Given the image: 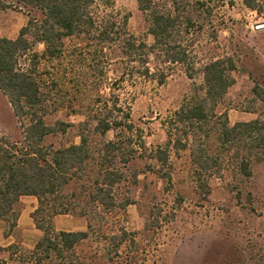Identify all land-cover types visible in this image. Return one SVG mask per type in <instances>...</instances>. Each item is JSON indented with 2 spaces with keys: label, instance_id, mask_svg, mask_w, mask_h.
<instances>
[{
  "label": "rangeland",
  "instance_id": "obj_1",
  "mask_svg": "<svg viewBox=\"0 0 264 264\" xmlns=\"http://www.w3.org/2000/svg\"><path fill=\"white\" fill-rule=\"evenodd\" d=\"M7 1L10 7L0 8V34L15 39L28 23L29 7ZM97 1L100 14L114 13L120 18L128 14L129 32L153 44L149 22L138 0H111V4ZM254 2L258 10L250 9L244 0H183V21L191 17L192 24L189 31L185 26L175 27L173 36L182 34L188 62L195 66L193 77L180 64L173 66L162 84L136 75L126 77L117 94L131 112L139 135L135 149L132 154H123L124 149L116 152L114 163L124 172V179L112 189L116 200L112 208L96 207L88 199L94 161L86 167L84 183L73 182L65 189L68 199L78 210L86 209L88 216L69 214L62 219L61 223H70L63 231L89 230L88 223L92 226L89 237L67 253L66 264H264V144L253 146L242 135L228 141L221 136L224 114L229 126L259 119L264 135V28H255L264 22V0ZM153 4L168 10L172 2L153 0ZM76 41L67 40L66 44L72 49ZM111 55L115 58L111 66L117 69L119 49L113 48ZM229 56L237 64L235 83L213 108L210 122L203 129L189 130L185 149L171 145L169 161L162 165L154 158V150L167 143L169 134L175 138L176 132L169 131L166 120L185 99L203 95L204 65ZM67 58L74 60L72 56L65 58L69 70L59 85L71 101L48 115L46 121L63 120L71 125L67 133L46 139V144L54 147L80 142L78 125L85 116L72 113L69 105L83 111L90 94L97 93V89L91 91L87 74ZM156 61L152 55L151 65ZM115 74L112 71L109 76L114 78ZM100 90L109 95L107 84ZM22 133L23 124L0 89V136L16 140ZM114 137L115 130L104 135L92 131L90 146L98 155L104 143ZM199 154L209 161L208 168L198 164ZM124 157H130L127 164ZM244 161L249 162V175L243 171ZM11 250V255L3 254L0 247V264H33V249L15 245ZM61 262L53 258L40 264Z\"/></svg>",
  "mask_w": 264,
  "mask_h": 264
},
{
  "label": "trees",
  "instance_id": "obj_2",
  "mask_svg": "<svg viewBox=\"0 0 264 264\" xmlns=\"http://www.w3.org/2000/svg\"><path fill=\"white\" fill-rule=\"evenodd\" d=\"M15 1L29 7V20L15 39L0 34V89L23 124V136L16 140L0 136V218L6 222L9 232L12 231L17 225V205L21 197L37 196L39 206L33 218L43 236L30 251L32 262L40 264L56 258L63 261L60 264H66L67 253L89 237L92 226L88 223L89 230L85 231L55 229L53 217L57 214L88 216L86 209L78 210L68 199L69 193H65V189L73 182L84 181L86 167L94 161L96 168L94 177H90L88 199L96 207L104 209L116 205L111 192L124 179V172L116 167L115 155L123 149V154H132L135 139L139 136L131 112L121 104L117 91L126 77L135 75L162 84L177 64L183 65L189 77H193L195 66L188 62V48L183 45L182 34H178V38L173 36L177 26L179 29L185 26L189 31L192 18L187 17L186 22L183 21V0H171L168 10L160 9L153 0H138L139 9L149 22L148 31L154 37L153 44H148L129 32L128 14L121 18L114 13L100 14L97 0ZM244 1L250 9L258 10L254 0ZM101 2L113 3L111 0ZM10 5L7 0H0L1 9ZM33 8L36 12H32ZM67 40H77L72 49L66 44ZM41 45L43 48L39 50ZM113 48L120 51L117 69L111 66L115 62L111 57ZM152 55L157 58L154 65H151ZM69 56L74 60L67 58L68 63L73 61L74 67L77 65L87 74L91 91L97 89V93L89 92V104L83 111L72 103L69 105L72 113L85 116L78 125L80 142L54 147L46 144V139L67 133L71 125L63 120L46 121L48 115L58 112L64 103L71 101L59 85L68 73L69 65L64 60ZM236 69V60L231 56L217 58L204 65L203 95L185 99L166 120L169 131L173 129L176 132L175 138L169 134L167 143L154 150V158L162 165L169 161L171 145L177 150L180 147L185 149L190 131L203 129L210 122L213 108L235 83L233 72ZM112 71L117 73L114 78L109 76ZM105 84L110 89L109 95L102 94L100 90ZM224 115L221 136L225 141L242 135L250 139L253 146L264 144L259 119L229 126L227 114ZM110 130H115V137L106 141L96 155L90 146V133L104 135ZM196 158H201L197 162L202 168H208L207 159L203 160L201 154ZM123 159L127 164L130 157ZM242 167L246 175L251 173L248 161H244ZM126 205L122 204L123 207Z\"/></svg>",
  "mask_w": 264,
  "mask_h": 264
},
{
  "label": "crops",
  "instance_id": "obj_3",
  "mask_svg": "<svg viewBox=\"0 0 264 264\" xmlns=\"http://www.w3.org/2000/svg\"><path fill=\"white\" fill-rule=\"evenodd\" d=\"M39 206V200L34 195H24L21 197L17 209L19 217L16 227L9 232L6 222L0 218V247L3 248V254H10L12 247L19 245L25 249H35L37 243L43 236V231L38 229L33 218V213ZM69 214H57L53 217V225L56 230H66L69 224H63L62 219ZM74 226V222L71 223ZM71 226V227H72ZM67 231H75L68 228ZM85 231V230H80Z\"/></svg>",
  "mask_w": 264,
  "mask_h": 264
},
{
  "label": "water",
  "instance_id": "obj_4",
  "mask_svg": "<svg viewBox=\"0 0 264 264\" xmlns=\"http://www.w3.org/2000/svg\"><path fill=\"white\" fill-rule=\"evenodd\" d=\"M255 28L256 29L264 28V22L263 23H260V24H256L255 25Z\"/></svg>",
  "mask_w": 264,
  "mask_h": 264
}]
</instances>
